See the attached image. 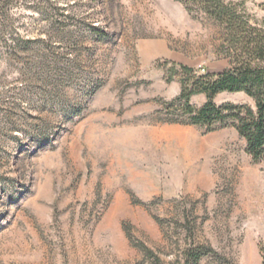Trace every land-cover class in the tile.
<instances>
[{
  "label": "rangeland",
  "instance_id": "rangeland-1",
  "mask_svg": "<svg viewBox=\"0 0 264 264\" xmlns=\"http://www.w3.org/2000/svg\"><path fill=\"white\" fill-rule=\"evenodd\" d=\"M222 41L177 0H0V264H264V159L164 123L168 69L220 72Z\"/></svg>",
  "mask_w": 264,
  "mask_h": 264
},
{
  "label": "trees",
  "instance_id": "trees-1",
  "mask_svg": "<svg viewBox=\"0 0 264 264\" xmlns=\"http://www.w3.org/2000/svg\"><path fill=\"white\" fill-rule=\"evenodd\" d=\"M177 1L189 14H202L221 29L220 49L228 65L217 73H200L172 64L167 71V81L178 80L180 92L175 99L163 104L170 117L164 123L202 127L207 132L231 127L245 141L246 154L253 162H260L264 159V20L261 24L253 20L242 2ZM223 93L243 94L253 102V107L232 103L217 105L215 98ZM199 95L205 102L195 107L191 99ZM211 251L199 248L187 252L184 262L198 264Z\"/></svg>",
  "mask_w": 264,
  "mask_h": 264
}]
</instances>
